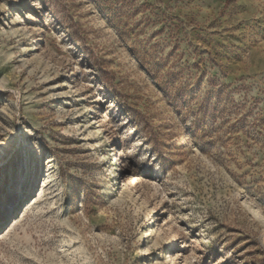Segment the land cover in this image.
<instances>
[{"label":"rangeland","instance_id":"obj_1","mask_svg":"<svg viewBox=\"0 0 264 264\" xmlns=\"http://www.w3.org/2000/svg\"><path fill=\"white\" fill-rule=\"evenodd\" d=\"M0 192V264H264V0H0Z\"/></svg>","mask_w":264,"mask_h":264},{"label":"snow or ice","instance_id":"obj_2","mask_svg":"<svg viewBox=\"0 0 264 264\" xmlns=\"http://www.w3.org/2000/svg\"><path fill=\"white\" fill-rule=\"evenodd\" d=\"M35 148L21 145L17 150V181L23 183L27 177V170L30 165V159ZM3 207V194L0 192V209Z\"/></svg>","mask_w":264,"mask_h":264},{"label":"bare ground","instance_id":"obj_3","mask_svg":"<svg viewBox=\"0 0 264 264\" xmlns=\"http://www.w3.org/2000/svg\"><path fill=\"white\" fill-rule=\"evenodd\" d=\"M107 173L108 175H107L106 187L111 188L113 187L115 180L117 179L118 176V168L114 161L112 164H110V166H108Z\"/></svg>","mask_w":264,"mask_h":264}]
</instances>
